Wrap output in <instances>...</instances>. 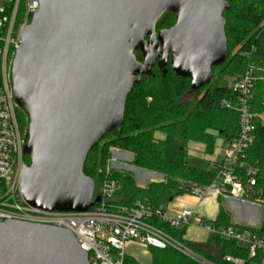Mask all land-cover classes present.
<instances>
[{"label":"water","instance_id":"1","mask_svg":"<svg viewBox=\"0 0 264 264\" xmlns=\"http://www.w3.org/2000/svg\"><path fill=\"white\" fill-rule=\"evenodd\" d=\"M37 1L20 31L10 71L13 100L28 118L23 154L30 162L21 166L19 190L31 207L83 212L99 201L94 180L82 171L86 155L119 129L131 86L150 71L144 66L162 49L164 65L169 57L173 74L189 78L192 89L208 84L213 67L228 54L222 16L228 4ZM164 13H172L175 23L156 32ZM0 264H88V259L65 228L4 220Z\"/></svg>","mask_w":264,"mask_h":264},{"label":"trees","instance_id":"2","mask_svg":"<svg viewBox=\"0 0 264 264\" xmlns=\"http://www.w3.org/2000/svg\"><path fill=\"white\" fill-rule=\"evenodd\" d=\"M223 1L228 4L222 12L225 20L227 50L229 52L233 50V52L216 67L221 68L223 72L239 76L251 65L255 76L251 90V111L263 114L264 0ZM24 17V5L21 2L14 20L15 29ZM167 18L175 23L172 13H164L156 22V32L174 25V23L170 25ZM161 23L166 26L159 28L158 25ZM11 51L12 49L9 48V52ZM150 66L149 73L143 74L140 81L131 86L119 129L106 133L89 150L82 171L84 175L94 180L95 193V181L98 182L99 189L104 177L108 151L110 148H116L130 152L133 154L135 166L160 173L164 176V180L151 182L148 187L142 188L134 185L130 176L113 171L109 176L121 184L120 190L113 197L115 204L133 205L136 201H143L150 206H157L163 200L186 192L187 185L182 181H193L201 185L210 183L214 177L211 171L188 163V143L199 142L204 145L206 153H211L217 137L228 140L237 130V112L221 105L223 99H234L235 94L231 86H208L201 90L203 85L192 89L189 78L173 74L169 58L164 68L159 62ZM190 92L196 94V101L189 109L182 103L181 98ZM15 113L16 118L18 115L23 117L25 114L17 106ZM158 131L163 133L162 138L155 137ZM21 136L25 144L28 140V122L27 131ZM244 155L245 164L257 167V182L258 185H262L264 183V124L258 117L255 118L253 143L246 148ZM23 158L25 161H22V164H29V156L22 153L21 160ZM152 222L211 262L222 264L224 255L241 254L231 241L219 235H211L204 242L195 243L182 239L185 233L184 228H172L155 218ZM229 223V215L220 209L214 224L221 226ZM149 250L152 255L151 264H199L171 248L150 247Z\"/></svg>","mask_w":264,"mask_h":264},{"label":"built area","instance_id":"3","mask_svg":"<svg viewBox=\"0 0 264 264\" xmlns=\"http://www.w3.org/2000/svg\"><path fill=\"white\" fill-rule=\"evenodd\" d=\"M23 2L25 17L15 29L14 20L20 3ZM37 0H0V10L7 7L9 15L5 19L3 35H0V221L19 220L62 227L69 230L78 245L87 253L88 264H126L128 242H134L146 249L150 247L174 249L199 264H217L193 252L183 241L153 224L152 219L166 223L172 228H186L191 219L208 236L219 235L231 241L241 254H226L222 264H264V223L252 227L230 221L227 225L216 226L214 220L205 221L194 209L180 208L174 215H168L163 207L150 206L143 201L133 205L113 203L115 193L120 189L119 181L109 176L112 170L106 166L97 195L99 201L83 212L44 211L27 205L19 190V176L22 166L24 140L21 136L12 97L7 70L15 49L20 45V31L29 23L38 9ZM9 48L12 49L9 52ZM10 53V64L6 61ZM264 72V69H262ZM264 78V76L262 77ZM255 76L251 65L230 85L234 99H223L221 105L233 109L238 114L235 134L228 140L212 165L214 177L208 184L182 181L190 195L202 200L208 195L225 198L254 206L264 202V183L258 185V169L244 163V152L253 143L255 118L263 114L251 111L252 87ZM264 103V99H263ZM13 173V179L6 190L2 185ZM253 211H244L251 218ZM182 239L187 240L182 235Z\"/></svg>","mask_w":264,"mask_h":264},{"label":"rangeland","instance_id":"4","mask_svg":"<svg viewBox=\"0 0 264 264\" xmlns=\"http://www.w3.org/2000/svg\"><path fill=\"white\" fill-rule=\"evenodd\" d=\"M9 15V10L7 7H4L2 10H0V35H3V29H4V25H5V19L6 17H8ZM168 23L170 25H172L174 23V21L172 22V20H170L169 18H167ZM166 25L164 23H161L160 25H158L159 28H163ZM233 52L232 51H228V55H231ZM10 53H8V57H7V61H6V65L7 68L10 64ZM161 62V61H160ZM161 65V67L164 66V64L159 63ZM149 65H145L144 68L146 71H148V69H150ZM238 76L236 74H230L228 72H223L221 70V68L219 67H215L213 68V75L212 78L210 79L208 84H205L201 90L205 89L206 87H214L217 85H228L230 86L232 84V82L237 78ZM10 78V70H7V80ZM9 85L11 86V82L9 79ZM182 103H184V105L187 108H192V106L194 105L195 101H196V94L194 92H190L187 93L185 95L182 96L181 98ZM18 109H20L19 107H17ZM17 121L19 124V129L21 131V135H24V133L27 131V117L24 114L23 117L20 115L17 116ZM261 122L264 124V115H262V119ZM155 137L156 138H162L163 137V133L161 132H156L155 133ZM187 149H188V156H187V161L190 165L193 166H197V167H201V168H205L208 169L210 171H216V167L214 165H212V162L214 160L217 159L221 149H220V144L218 139H216L215 141V146L214 149L211 153H206L204 151L203 145L199 142H195V141H191L188 143L187 145ZM110 151V150H109ZM107 154V164H108V159L112 158L111 153ZM133 155V154H131ZM134 158V157H132ZM21 161H25V159L23 158ZM115 161L120 162L122 164H125L129 167H134V162L130 158H116ZM13 179V173L9 174V178L7 179V181H5L2 185V189L6 190L9 186V184L11 183ZM98 190V182L95 181V193H97ZM229 199H225V198H221L220 199V209L224 212H226L229 217H230V221H234V222H239L245 225H249L252 227H256L259 226L260 224L264 223V202L260 203V204H256L254 206V208L252 209L253 213L251 215L250 219H245V218H241L238 216V214L235 212L234 209H232L230 207V203H229ZM131 251V253H130ZM129 252V253H128ZM126 260L125 263L126 264H151L152 263V255L149 249H146L138 244L133 245V246H128L126 248Z\"/></svg>","mask_w":264,"mask_h":264},{"label":"crops","instance_id":"5","mask_svg":"<svg viewBox=\"0 0 264 264\" xmlns=\"http://www.w3.org/2000/svg\"><path fill=\"white\" fill-rule=\"evenodd\" d=\"M216 139H218L219 144H220V149L222 151V148L224 147L226 140H223L220 137H217ZM203 148H204V145H203ZM109 150H110L109 154L111 153L112 155L111 160L110 158L108 159L107 165L109 166V168L112 170V172L116 171V172L123 173L125 175L130 176L131 181L134 185L142 187V188H146L151 182L164 180V176L160 173L146 170L143 168H139L135 165L134 167H129L125 164L115 161L116 158H130V156H131V159L133 160L132 158L133 155H131L130 152L119 150L116 148H110ZM202 169H205V168H202ZM205 170H208V169H205ZM229 201H230L229 202L230 207L235 210V212L238 214L239 217L250 219L249 216L243 215V212L247 210L252 211L253 209L252 206L245 205L237 201H233V200H229ZM160 205L163 207L164 211L168 215H171V216L174 215L180 208L189 207V208L194 209L197 215H199L205 221H210V220L216 219L217 217V214L220 210V198H217L214 195H208L204 199L200 200L190 195L188 191H186L184 193L174 195L172 198H169L168 200H163L160 203ZM195 224H196V220L192 218L191 224L185 230L184 237L187 240H190L195 243L204 242L207 239L208 234L203 229L198 228ZM133 245H136V243L134 242L127 243V247L128 246L130 247Z\"/></svg>","mask_w":264,"mask_h":264},{"label":"flooded vegetation","instance_id":"6","mask_svg":"<svg viewBox=\"0 0 264 264\" xmlns=\"http://www.w3.org/2000/svg\"><path fill=\"white\" fill-rule=\"evenodd\" d=\"M145 39H148V38L146 37ZM150 45H152V43H151ZM155 51H156V50L154 49V50H153V53H155ZM161 52H162V49H160L159 54L157 55V57H155L152 66L155 65L157 62L164 64V61H163V59H162V56H163V55H162ZM136 53H138V54L141 55V52H140V51H137ZM168 58H169V57H168ZM160 61H161V62H160Z\"/></svg>","mask_w":264,"mask_h":264}]
</instances>
